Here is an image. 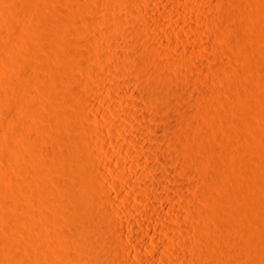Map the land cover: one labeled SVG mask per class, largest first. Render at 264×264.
<instances>
[{
    "label": "rangeland",
    "instance_id": "1",
    "mask_svg": "<svg viewBox=\"0 0 264 264\" xmlns=\"http://www.w3.org/2000/svg\"><path fill=\"white\" fill-rule=\"evenodd\" d=\"M27 1L28 0H0V46L3 43L0 47V103L3 101V103L0 104V264H70L72 262L70 259L71 257H80L79 260L83 262L86 254L83 251L84 249L82 250V243L86 244L88 241H91V243L93 242L92 245L94 244V252L96 251V255L107 257L109 254L105 251L108 249L106 247L101 248L98 243L103 240L101 237L105 238L106 236L99 230H94L93 232L88 231L90 234L86 233L87 231L82 228L81 221L76 218L75 212L78 211V209H84L85 206L83 205L89 204V202H85L81 196L78 199L73 193L74 190L82 187L80 177H78V175H76V178L74 177V166L76 167L79 163L87 172L90 168L95 169L94 171L97 170L96 172L102 170L106 175V179L102 177V180L104 178L102 185H105L104 187L113 194L114 198L119 197L120 191H122L125 196H129L130 190L128 185L125 184L126 182L122 183V181L121 185L119 184L120 175L128 174L129 169L127 165H124L121 161H115L114 158L109 159L111 157L108 155L107 151L109 150L116 155L118 149H123V155L130 161L133 160L132 154H138L143 157L145 162L151 164V167L155 164V172L159 174V178H157V175V179H155L150 173L146 172L147 178H153V181L154 179H159L160 182H165V184L170 186L175 185L173 182H170V179L162 172L170 170L175 177L180 179V169H178V167H184L185 169L188 168V171H186L187 173H181H186L184 176L182 175L183 179L187 177L188 180L185 179V182L190 183L192 181L191 183L193 184V186H189L191 185L189 184L188 187H186L187 189L185 191L187 192L185 195H188V197L194 196V198H188L186 196L190 201L186 197H178L176 199L177 201L175 200L178 204L183 203L185 207L188 206L192 208V211H189L191 210L189 208H186L187 211L182 210L184 213L181 211L182 213L179 218L185 229L183 227L181 232L178 229L164 226L162 222L159 223L160 227L158 228L160 231L158 230V233H160V236L169 244V250L167 249L166 251L163 250V248L161 249V247L159 248V246L157 247L150 238V235L146 236L147 240L144 238L145 240L139 239V241L133 242L131 236L145 234L148 231L147 229H139L134 223H129L128 226L125 225L126 227L124 229L128 233L124 234L123 238H125L126 241L123 242L130 245L135 252L142 249L147 253L145 248H143L146 243L156 249L161 255L168 254L166 252H172L179 258L183 256L184 253H187V259L184 261L185 264H264V0H213L211 3L209 2L210 0H206L207 2L205 0H191L190 3H192L193 5H191L195 8L190 14L194 20L191 25L192 27L184 22L173 19V17L168 14L167 19L173 22L174 25L173 23H171L172 25L170 23L167 24L168 22L166 20V22L162 21V31L160 30L161 33H159L160 36L156 33L159 32V30H154V28L152 29L151 26L143 22L146 18H149V15H147L144 8H142L144 7L143 2H145V0H29L30 2L28 1V3ZM31 1L35 2L32 3L34 8L31 7L32 5L30 6ZM132 1L137 2L132 3ZM138 1L141 2L138 3ZM137 3L141 6L139 7ZM204 3H208L209 5H205ZM224 3L229 5L231 9L229 7L227 8L226 4V6H224ZM177 6L179 8L181 7L180 4H177ZM26 8L27 11L30 9L31 12H27L25 10ZM22 9H24L23 12H21ZM19 10L20 13L18 12ZM222 10L226 12L223 14ZM229 10H231V12ZM22 13L24 14L22 15ZM217 13L222 14V17L219 16L221 14H218L219 19L222 18V23L224 18H227L226 21L229 22H227V24L215 22L216 20L221 21L217 19ZM225 14L228 16L231 14L234 17L230 16L229 18ZM223 15L225 16L223 17ZM213 20L216 25L213 23ZM115 22L116 24L114 25ZM164 24H167V26ZM213 24L215 27H218V30L217 27L214 28ZM225 24L228 26V29ZM229 24L231 26H229ZM222 25L225 26V28L222 27ZM168 27H172L173 30L177 28L176 30L182 32L184 37L178 35V33L174 36L171 34L172 30ZM122 28L124 30L126 28V32L121 30ZM133 31L135 32L134 35ZM110 33L113 35L116 34L114 37L120 38L119 40L116 39L118 41H115V44H113L114 41L110 37ZM167 34H169L168 38ZM161 35H163L164 41L159 39ZM139 37L142 39V42ZM92 39L94 42L91 43ZM95 39L97 41H95ZM145 39H149L150 43L147 42L149 45L145 43ZM110 40L113 42L110 43ZM132 40L135 41V43ZM159 40L162 46L159 45ZM204 40L207 42H204ZM129 42L133 43L132 45L136 51L135 56L129 54V50L131 49V44ZM167 42H170L171 48H168L169 44ZM223 42L226 44H223ZM141 43H143V45ZM165 43L166 46H164ZM215 43L217 45H215ZM109 44H113L114 46ZM206 44H208L207 48L209 47L210 50L206 48ZM220 44H222L223 49ZM35 45L45 47L46 50H44V55L45 53L47 54L46 59L45 56L42 58L39 56L38 58L36 55H33L31 48ZM150 45L152 48L148 47ZM213 45L218 46V49ZM92 46L95 47V49ZM172 46H174V48ZM176 46L179 48L187 47L191 49L189 51L192 52L193 56L187 58V60H191L187 61V63H185L186 59L182 61L181 58H183V56L179 53L180 51H177ZM224 46H226V49ZM110 48L113 49L110 50ZM151 49H156L159 54L154 53L156 51H152ZM149 50L152 51V53ZM114 51H116V56L114 55ZM120 51L124 52H122V56V53H119ZM116 53H118L119 56ZM109 54L111 56H109ZM144 55L146 56L144 57ZM155 55H157V58ZM118 57H120V61L126 58L127 60L121 61L122 64H120L121 62ZM142 57L148 60L157 59V61H159L158 63H161V70H159V72H161L160 74L162 75L159 74L160 76H158V73L152 74L150 69V67L152 68V64L150 62H139L143 60ZM171 59L174 60L172 64H170L172 61ZM115 61L117 64H115ZM124 61L126 62L124 63ZM183 62L185 64H183ZM190 62H196L197 65L196 63H191L190 65ZM164 63H169V68L168 65L166 66ZM186 64H189V67ZM199 64L200 66H198ZM38 65L42 66L40 67ZM95 65L96 68L98 65L97 71L93 70H96ZM185 65L189 69L194 67L193 69L195 72L192 68L193 71L189 70ZM126 66L132 69H127ZM176 66L178 70L180 69L179 71L186 70L185 73L181 71V74H179L180 72L177 70ZM201 66H203V68ZM136 67H138V69H135ZM39 68L41 70L40 72L43 73L40 75L45 76L46 74L44 78L43 76L42 78H39L40 76L38 77V73H40L38 71ZM142 69L146 73H144ZM202 69L204 71H202ZM176 70L179 72L178 74ZM163 72H167L165 73L167 75H171L172 73L174 77L172 75L171 77L167 75V77H164L165 74H163ZM146 75L149 78H147ZM187 75H190V77L193 75L195 80L194 78L192 79V76L190 80L188 79L189 83L186 82ZM162 76L164 79H162ZM183 77L186 80H184ZM165 78L171 79L166 80ZM126 79L131 80L132 84L127 85L123 83ZM149 79L157 80L155 81L157 83L160 82V79L165 80V84L168 86L162 85V87L164 86L166 91L172 90V86H176L173 89L174 91L176 88L180 87H177V84L174 83L176 79L177 81L180 80L183 82H178L181 86H184L185 82V86L193 83L189 85V88L192 87L190 88L192 93H190L192 96H195V100L193 97L191 99L194 102L189 101L190 99L186 101L183 99V103H181L182 100L177 102L178 99L176 101L175 98L172 97L176 96L173 90V92H167L169 99H153L158 101L164 99V101H143L141 97L137 100L139 88L145 89ZM172 79H175V81ZM191 79L194 82H192ZM165 81L161 82L164 84ZM199 81L201 82L199 83ZM207 81H209V83ZM206 82L208 88L206 87ZM118 83H121L118 87L122 93L125 92L124 94L116 91L115 84ZM160 83L157 85L162 84ZM198 83L202 85V87H200ZM170 84L174 85L170 86ZM14 85H16V87ZM46 88L49 89H47L48 93L45 90ZM199 88L205 90L202 91L200 89V91ZM51 93H53V95ZM190 93L188 94L189 98L191 97ZM205 93H207L208 96L205 95ZM49 94L51 96H49ZM169 94L172 95L170 96ZM202 94L205 95V97H202ZM170 97H172V100L174 98L175 102L173 101V104H176V107L179 108L181 104L182 106L184 104V107L180 108H182V110L186 109L183 111L190 114L187 113L188 118L186 114L183 119V121L187 119L183 122V124L186 123V127L181 124V121L179 124V117L177 114H173L175 118L171 117L173 115L170 116L172 120L170 118L169 120L173 122H175L173 119H177L176 124H178L177 126L179 128L177 127L175 130H171L172 128H170L175 134L172 132L173 134L171 135L168 127L165 126V129L163 128L161 132L163 134L160 133L159 136H157L152 129H148L146 135H139L140 132L138 127L118 120L120 117L124 116L128 119H136L135 114L130 110H135V108L138 109L140 113L146 114L149 112L150 114V106H155L154 102H157V105L162 104L166 109H163V113L160 114L162 120H160L159 115V120H156L155 123L160 126H162L163 123L166 125L167 122L163 118L166 116V111L169 113L168 108L171 107V102L168 103L169 106L167 105V101H170ZM200 97H202L203 100ZM139 100L141 102L143 101V103H141L143 108V104L149 102L145 104L146 106L149 104V107H146L147 110L138 107L140 103H138ZM151 101L153 104H150ZM187 101L190 104L192 103L191 106H189V103H184ZM201 101H204L203 103H206L205 105L210 106L204 107ZM119 104L122 105L120 106ZM124 108L126 110L128 109V111L125 110L124 112ZM148 108H150L149 111ZM66 109L68 110L67 113L71 114L74 112V114L67 116V113H64ZM70 110L71 113L69 112ZM61 113L66 115H61ZM164 113L165 116H163ZM191 115L192 117H189ZM72 117L73 119L75 117V121ZM69 118L72 120H69ZM182 118H180V120H182ZM188 122H191L190 124H192V122L195 123L190 125ZM146 123V121L140 120L139 122L138 120L137 125L142 127L146 126ZM180 125H182V127ZM121 126L126 128L125 132L119 130ZM181 129L184 130L183 132L187 131V134L190 132L194 133H190L188 136L185 133L187 137H184V139L187 138L186 141L183 140V138L178 139L176 133ZM107 130H111L110 132L113 133L110 134ZM102 131H104V133H102ZM63 133L66 134L63 135ZM67 135L70 137H67ZM63 136L65 138H63ZM137 136L141 137L142 142L148 144L153 149H143L141 143L136 141ZM72 137L78 138L74 140ZM79 137H81V140L82 138L85 139L83 140L86 147L81 146L83 143H80L82 141H79ZM175 137L177 142L180 141L181 143L184 141L183 144L181 143L182 148L180 151L177 148L181 145H179V142L177 147H171V145L173 146L174 144L172 139L175 141ZM66 138H68V140ZM105 139H109V142H106ZM22 140L24 142H22ZM192 140L194 141L192 142ZM96 144L98 147L96 146L95 148ZM186 145H188V147H186ZM215 145V149L212 148V146L214 147ZM217 146L220 148L216 149ZM82 147L87 148V150L84 148L81 150ZM209 147L210 149L212 148L211 150L213 151L210 150V155L208 154L206 158H203L202 155L204 150ZM175 148H177L178 153ZM183 148L185 149L183 150ZM164 149L165 151L166 149H172L173 152L175 149V155L173 153V155L169 157L174 158V156L179 155L180 157H175L178 158V161L176 159H170V162L166 158L168 157L166 154V157H164ZM187 149L191 150L188 151ZM67 150L70 151L68 152ZM80 150H85L88 162H80L79 159L76 158L77 153H75V151L78 152ZM158 152L163 154L162 159H167L168 163L165 160H161L163 162L162 164V162L155 157V153ZM58 158L60 160H58ZM201 159L204 160V162H202L203 164L201 163ZM199 160L200 162H198ZM175 161H177V163L180 162L181 166L179 163L178 166H176L177 163ZM105 162L110 164L112 169L114 168L117 170V173L113 172V170H109ZM173 163H176L175 166L177 169L174 167ZM196 163L202 168L200 171L196 169L198 168L196 167ZM92 166L97 167V169ZM192 166L197 171L194 169V171H192ZM139 167L142 166L140 165ZM157 167L159 168L157 169ZM183 169L181 171H183ZM173 170L176 171L173 172ZM166 171L164 173H167ZM198 171L202 175H200ZM188 172L191 173L189 174ZM187 174H189V176H187ZM191 174L192 176H190ZM203 174H205V176ZM69 175L71 176L70 178ZM196 175L200 176L201 179ZM67 178H69L68 183H66L67 181L64 183V180H67ZM73 178H75V180H73ZM203 178L206 180H203ZM59 179L61 182H59ZM70 179L72 180L71 183ZM129 180L133 183L140 184V181L133 173L129 176ZM208 180H210V182H208ZM205 181L207 182L206 184ZM68 184L70 186H67ZM71 184H74V186ZM94 188L97 192L96 203L102 208H113L110 207L112 204L102 199V190L99 182L95 183ZM69 193H73V195L69 197V195H71ZM131 199L133 200L132 202L139 204L137 198L131 197ZM151 199L155 201V198L153 200L151 197ZM167 200L170 201L169 199ZM121 202L122 201H120V203ZM187 202L188 204H185ZM64 210L72 213H70L71 219L69 218V212H66V215ZM195 210L197 211L195 212ZM204 212L206 213L203 214ZM154 213L157 214L156 217L160 216L158 212L154 211ZM196 213L198 214L196 215ZM117 215H115L116 219ZM197 216L201 217L199 218ZM159 218L161 219V216ZM143 220L146 221V219ZM78 222H80V224H78ZM223 222L226 226L225 224L223 226ZM229 223L231 225H229ZM233 224L235 226H233ZM111 226H114V224H111ZM231 226L234 228H231ZM115 227L109 226L110 229L114 228L113 230L115 231L122 226L118 225L117 229H115ZM95 231L96 233L99 231L98 235H93ZM181 235L184 237H180ZM228 235H230L231 238ZM188 236L190 238H188ZM232 238H234L235 241ZM225 243H227L228 246ZM118 244V246L116 244L112 246L114 250L112 249L109 255L110 264H126L123 258L125 255L124 251L118 249L119 247L121 248V244ZM222 244L227 247L225 246L222 248ZM218 246L221 247L219 248ZM186 247L188 248L186 249ZM183 248L185 249L183 250ZM182 250L184 252H182ZM117 253H119L118 256ZM119 256L121 260H119ZM196 259L198 260L196 261Z\"/></svg>",
    "mask_w": 264,
    "mask_h": 264
},
{
    "label": "bare ground",
    "instance_id": "2",
    "mask_svg": "<svg viewBox=\"0 0 264 264\" xmlns=\"http://www.w3.org/2000/svg\"><path fill=\"white\" fill-rule=\"evenodd\" d=\"M2 1H4V0H2ZM8 1V0H7ZM29 1V0H28ZM28 1H27V3H28ZM126 1V0H125ZM190 1L191 0H145V2H143L144 3V7H142V8H144V10L146 11L145 13H147V15H149L148 17L149 18H146L143 22L144 23H146V24H148L149 26H151L152 27V29L154 28V30H159V32H156V33H161L160 32V30H161V28H162V21L164 22L165 20L168 22L167 24H171V23H173V22H170L167 18H168V14L170 15V16H172L173 17V19H176L177 21H180V22H184V23H186V24H188L189 26H191L192 24H193V17L190 15L191 14V12L195 9L192 5V3H190ZM204 1V0H203ZM206 1V0H205ZM209 1V0H208ZM211 1L213 2V0H210L209 2L211 3ZM30 2V1H29ZM34 1H31V3H30V6L31 7H33V3ZM134 1H132V3H133ZM135 2H137V1H135ZM134 2V3H135ZM139 2H141V1H138V3ZM207 2V1H206ZM226 2V1H225ZM11 3V2H10ZM35 3V2H34ZM120 3V2H119ZM128 3V2H127ZM131 3V6L133 5ZM137 3V5L139 6V4ZM226 3H228V2H226ZM226 3H224L223 5L224 6H226L227 4ZM26 4V3H25ZM36 4H37V2H36ZM35 4V5H36ZM126 4V3H125ZM177 4H180V8L177 6ZM192 4V5H191ZM205 4V3H204ZM206 4H208V3H206ZM205 4V5H206ZM226 4V5H225ZM231 4V3H230ZM11 5V4H10ZM27 5V4H26ZM209 5V4H208ZM13 6V5H12ZM29 6V7H30ZM136 6V5H135ZM141 6V5H140ZM139 6V7H140ZM231 6H232V4H231ZM15 7V6H14ZM133 7V6H132ZM229 7V5H227V8ZM16 8V7H15ZM34 8V7H33ZM230 8V7H229ZM235 8V7H234ZM21 9V8H20ZM32 9V8H31ZM222 9H224V8H222ZM231 9V8H230ZM17 10V9H16ZM23 10L24 9H22V11L21 12H23ZM26 11H27V8L25 9ZM34 10V9H33ZM228 10V9H227ZM234 10V9H233ZM223 12V14H224V12H226V11H224V10H222ZM230 12H231V10H229ZM236 11V10H235ZM19 13H20V10L18 11ZM17 12V13H18ZM27 12H31L30 11V9H29V11H27ZM220 12V11H219ZM26 13V12H25ZM128 13V12H127ZM126 13V14H127ZM134 13H135V11H134ZM234 13H236V12H234ZM239 13V12H238ZM24 13H22V15H23ZM27 14V13H26ZM130 14V13H129ZM133 14V13H132ZM218 14H221V13H217V15H216V17H218ZM240 14V13H239ZM19 15V14H18ZM17 15V16H18ZM134 15V14H133ZM136 15V14H135ZM226 15V14H225ZM225 15H223V17L225 16ZM109 16V15H108ZM107 16V17H108ZM129 16H131V15H129ZM138 16V15H137ZM219 16H221L222 17V14L221 15H219ZM227 17H229L230 18V16H232V17H234L233 15H231L230 14V16H228V15H226ZM236 16V15H235ZM238 16V15H237ZM132 17V16H131ZM139 17L141 18V16L139 15ZM106 18V17H105ZM109 18H111V17H109ZM143 18V17H142ZM24 19V18H23ZM104 19V18H103ZM107 19V18H106ZM129 19H131V18H129ZM217 19H219V17L217 18ZM226 19L227 18H224V20H223V23H226L227 24V22H229V21H226ZM232 19H234V18H232ZM22 20V19H21ZM105 20V19H104ZM133 20H134V18H133ZM175 20V21H176ZM219 20H221V21H215V22H220L221 24H223L222 23V18L221 19H219ZM229 20V19H228ZM235 20V19H234ZM23 21V20H22ZM135 21V20H134ZM140 21H142V20H140ZM165 21V22H166ZM226 21V22H225ZM105 22V21H104ZM109 23H110V21H109ZM132 23V22H131ZM195 23V22H194ZM213 23H214V20H213ZM107 24H108V22H107ZM116 24V22L114 23V25ZM167 24H164V25H166L167 26ZM183 24V23H182ZM215 24V23H214ZM213 24V25H214ZM225 24V25H226ZM111 25H113V24H111ZM131 25H133V24H131ZM147 25V26H148ZM172 25V24H171ZM173 25H174V23H173ZM216 25V24H215ZM215 25H214V28H216L215 27ZM235 25V24H234ZM109 26H110V24H109ZM118 26V25H117ZM123 26V25H122ZM129 26V25H128ZM229 26H231L230 24H229ZM236 26V25H235ZM121 27V26H120ZM120 27H118V28H120ZM124 27V26H123ZM131 27V26H130ZM129 27V28H130ZM133 27V26H132ZM164 27V26H163ZM175 27V26H174ZM192 27V26H191ZM222 27H224L225 28V26H223L222 25ZM228 26L226 25V28H227ZM233 27V26H232ZM168 28H170V27H168ZM188 28H190V27H188ZM219 28H220V26H219ZM230 28V27H229ZM237 28V27H236ZM127 29H128V27H127ZM133 29V28H132ZM164 29H166V28H164ZM164 29H163V31H164ZM171 30H172V33L171 34H173L174 36L175 35H177L176 33H178V35H181V36H183L182 35V32H180V31H178V30H173L172 29V27L170 28ZM169 29V30H170ZM228 29V28H227ZM109 30H111V29H109ZM121 30H124L123 28L121 29ZM135 30V29H134ZM150 30H151V28H150ZM168 30V31H169ZM170 30V31H171ZM214 30V29H213ZM217 30H218V27H217ZM111 31H113V30H111ZM131 31V30H130ZM153 31V30H152ZM162 31V30H161ZM169 31V32H170ZM175 31V32H174ZM215 31V30H214ZM109 32V31H108ZM124 32H126V28H125V30H124ZM134 32V31H133ZM174 32V33H173ZM94 33V32H93ZM105 33H107V32H105ZM105 33H103V34H105ZM131 33H132V31H131ZM155 33V34H156ZM214 33V32H213ZM218 33H219V31H218ZM108 34V33H107ZM118 34V33H117ZM122 34V33H121ZM135 34V32L133 33V35ZM163 34H164V32H163ZM170 34V33H169ZM169 34H167V38H168V35ZM185 34V33H184ZM94 35H95V33H94ZM102 35V34H101ZM110 35V37L112 38V40L114 41H111L110 40V43L111 42H113V44H115V41L117 42L119 39L118 38H116V36L114 37V35H116V34H109ZM111 35H113V36H111ZM126 35V34H125ZM147 35V34H146ZM214 35V34H213ZM106 36H108V35H106ZM128 36V35H127ZM137 36H138V33H137ZM140 36H141V34H140ZM145 36V35H144ZM157 36V35H156ZM155 36V37H156ZM159 36H160V34H159ZM158 36V37H159ZM180 36V37H181ZM4 37V36H3ZM2 37V38H3ZM119 37V36H118ZM148 37V36H147ZM151 37V36H150ZM172 37V36H171ZM179 37V38H180ZM184 37V36H183ZM93 38V37H92ZM96 38V37H95ZM104 38H105V36H104ZM109 38V37H108ZM111 38H109V39H111ZM140 38V37H139ZM142 38H143V36H142ZM145 38V37H144ZM149 38V37H148ZM166 38V39H167ZM178 38V37H177ZM194 38V37H193ZM218 38V37H217ZM91 39V38H90ZM94 39V38H93ZM93 39L91 40V43L92 42H94L93 41ZM107 39V38H106ZM116 39H118V40H116ZM133 39V38H132ZM141 39V38H140ZM150 39V38H149ZM149 39H145V43L146 44H148L149 45ZM161 41H164V38H163V35H161V37L159 38ZM197 39V38H196ZM201 39H203V38H201ZM218 39H220V38H218ZM245 39V38H244ZM3 40V39H2ZM10 40H12V39H10ZM137 40V39H136ZM160 40H159V45L161 44V42H160ZM183 40V39H182ZM186 40V39H185ZM189 40V39H188ZM187 40V41H188ZM195 40V39H194ZM198 40V39H197ZM90 41V40H89ZM95 41H97L96 39H95ZM127 41V40H126ZM133 41V40H132ZM200 41V40H199ZM221 41H222V39H221ZM3 42V41H2ZM14 42V41H13ZM107 42H108V40H107ZM134 43H135V41H133ZM141 42H142V39H141ZM147 42H149V43H147ZM189 42V41H188ZM201 42V41H200ZM204 42H207L206 40H204ZM212 42V41H211ZM214 42V41H213ZM217 42V41H216ZM218 42H219V40H218ZM231 42V41H230ZM11 43V42H10ZM119 43V42H118ZM130 43V42H129ZM144 43V44H145ZM168 43V42H167ZM170 43V42H169ZM168 43V44H169ZM187 43V42H186ZM203 43V42H202ZM222 43V42H221ZM1 44V43H0ZM94 44V43H93ZM96 44V43H95ZM113 44H109V45H113ZM127 44V43H126ZM125 44V45H126ZM131 44V49L129 50V48H128V50L130 51V55L131 56H135V54H136V51H135V48L133 47V43L131 42L130 43ZM129 44V45H130ZM142 45H143V43H141ZM167 44V45H168ZM223 44H226L225 42H223ZM2 45H3V43H2ZM1 45V46H2ZM12 45V44H11ZM10 45V46H11ZM92 45V44H91ZM151 45H153V44H151ZM148 46V47H150V48H152V46ZM204 45V44H203ZM207 45L208 44H206L205 46H206V48H207ZM215 45H217L216 43H215ZM215 45H213V46H215ZM0 46V47H1ZM95 46V45H94ZM114 46V45H113ZM120 46V45H119ZM128 46V45H127ZM135 46V45H134ZM144 46H147V45H144ZM144 46H142V47H144ZM160 46H162V45H160ZM164 46H166V43H165V45ZM220 46L222 47V44H220ZM93 47V46H92ZM99 47V46H98ZM109 47V46H108ZM116 47H118V46H116ZM121 47V46H120ZM122 47H123V45H122ZM128 47H130V46H128ZM136 47V46H135ZM147 47V48H148ZM155 47L157 48V46L155 45ZM159 47V46H158ZM173 48H174V46H172ZM177 47V46H176ZM175 47V48H176ZM217 49H218V46H215ZM226 46H224V48H225ZM94 49H95V47H93ZM114 48V47H113ZM113 48H110V50L111 49H113ZM138 48V47H137ZM167 48V47H166ZM168 48H171V46H170V44L168 45ZM172 48V49H173ZM183 48V47H182ZM179 48V47H177V51H180L179 53H181V55L183 56V58H181L182 59V61L184 60L185 61V59H186V62L185 63H187V61H190L191 59H189V60H187V58L188 57H190V56H193L192 55V52L191 51H189V50H191V49H188L187 47L186 48ZM32 49V53H33V55L35 56H37L38 58H39V56L42 58V57H44L45 56V59H46V56H47V54L45 53V55H44V50H46L45 49V47H42V46H37V45H35L34 47H32L31 48ZM115 49V48H114ZM120 49H123V48H120ZM126 49H127V47H126ZM158 49V48H157ZM188 49V50H187ZM208 50H210L209 49V47L207 48ZM220 50H222L223 49V47H222V49L221 48H219ZM226 49V48H225ZM1 50V49H0ZM115 50H117V49H115ZM125 50V49H124ZM123 50V51H124ZM128 50H125V51H127V52H129ZM152 50V49H151ZM175 50V49H174ZM193 50V49H192ZM122 51V52H123ZM124 51V52H125ZM138 51V50H137ZM150 51V50H149ZM152 51H156V49L155 50H152ZM152 51H150L151 53H152ZM159 51H161V50H159ZM158 51V52H159ZM176 51V52H177ZM46 52V51H45ZM111 52V51H110ZM109 52V53H110ZM115 52L116 51H114V55H115ZM121 51L119 52V53H122ZM123 52V53H124ZM163 52V51H162ZM161 52V53H162ZM171 52V51H170ZM194 52V51H193ZM111 53H113V52H111ZM110 53V54H111ZM123 53L121 54V56L123 55ZM126 53V52H125ZM154 53H157V51L156 52H154ZM178 53V52H177ZM109 54V56H111ZM117 55H118V53H116ZM128 54V53H127ZM128 54V55H129ZM157 54H159V53H157ZM138 55V54H137ZM116 56V55H115ZM119 56V55H118ZM120 56V57H121ZM125 56V55H124ZM139 56V55H138ZM146 55H144V57H145ZM152 56V55H151ZM157 55H155V57H156ZM179 56H180V54H179ZM198 56V55H197ZM120 57H118V59L120 58ZM127 57V56H126ZM148 57H149V55H148ZM117 58V57H116ZM138 58V57H137ZM136 58V59H137ZM140 58V57H139ZM157 58V57H156ZM175 58V57H174ZM44 59V58H43ZM43 59H41V60H43ZM134 59V58H133ZM142 59L143 60H141V61H139V62H141V63H151L152 64V68L150 67V69H151V71H152V74H157L158 76H160V75H162V74H160L161 72H159V70H161V63H158L159 61H157V59L155 60L154 58V60H148L147 58L145 59V58H143L142 57ZM150 59H152V58H150ZM176 59V58H175ZM180 59V60H181ZM123 60H127V58L126 59H123ZM123 60H121L122 62H123ZM139 60V59H138ZM160 60V59H159ZM172 60V59H171ZM179 60V59H178ZM177 60V61H178ZM44 61V60H43ZM42 61V62H43ZM119 61H120V59H119ZM120 61V62H121ZM131 61V60H130ZM142 61H144V62H142ZM147 61V62H146ZM169 61V60H168ZM174 60H172L171 62H170V64H172V62H173ZM176 61V60H175ZM192 61H194V60H192ZM89 62V61H88ZM90 62H91V60H90ZM93 62V61H92ZM94 62H96V61H94ZM116 62V61H115ZM119 62V63H120ZM122 62L120 63V64H122ZM126 61H124V63H125ZM129 62V61H128ZM134 62V61H133ZM40 63V62H39ZM50 63V62H49ZM118 63V64H119ZM132 63V62H131ZM174 63V62H173ZM176 63V62H175ZM178 63V62H177ZM180 63V62H179ZM184 62H183V64H185ZM191 63L192 62H190V65H191ZM193 63H196V62H193ZM192 63V64H193ZM91 64V63H90ZM94 64V63H93ZM115 64H117V62L115 63ZM127 64H129V63H127ZM126 64V65H127ZM135 64V63H134ZM151 64H147V65H151ZM163 64V63H162ZM165 64V63H164ZM169 64V63H168ZM168 64H165L166 66L168 65ZM43 65V64H42ZM42 65H38V66H42ZM47 65V64H46ZM45 65V66H46ZM99 65V64H98ZM98 65H97V68H98ZM125 65V64H124ZM136 65H137V62H136ZM140 65V64H139ZM146 65V64H145ZM175 65V64H174ZM180 65H181V63H180ZM188 67H189V64H186ZM185 65V67H187ZM196 65H197V63H196ZM27 66H28V64H27ZM26 66V67H27ZM30 66H31V64H30ZM34 66V65H33ZM48 66V65H47ZM46 66V67H47ZM90 66H92V65H90ZM127 66H129V65H127ZM127 66H126V68H127ZM140 66H143V65H140ZM169 66L170 65H168V68H169ZM172 66V65H171ZM182 66V65H181ZM194 66V65H193ZM198 66H200V64L198 65ZM25 67V68H26ZM177 67V66H176ZM187 67V68H188ZM202 68H203V66H201ZM44 68V67H43ZM42 68V69H43ZM95 68H96V65H95ZM97 68H96V70L95 69H93L94 71H97ZM131 67H128L127 69H130ZM140 68V67H139ZM164 68V67H163ZM167 68V69H168ZM174 68H175V66H174ZM186 68V69H187ZM192 69L194 68V67H191ZM189 69V70H192V69ZM196 68H197V66H196ZM30 69V68H29ZM31 69H32V67H31ZM35 69H36V67H35ZM38 69V68H37ZM132 69V68H131ZM135 69H138V67H136ZM165 69V68H164ZM173 69V68H172ZM176 69V68H175ZM182 69V68H181ZM185 69V68H184ZM200 69V68H199ZM198 69V70H199ZM26 70H27V68H26ZM34 70V69H33ZM32 70V71H33ZM133 70H134V68H133ZM143 70V69H142ZM163 70V69H162ZM177 70H178V67H177ZM177 70H176V72H177ZM180 70V69H179ZM178 70V71H179ZM194 70V69H193ZM192 70V71H193ZM25 71V70H24ZM28 71V70H27ZM26 71V72H27ZM30 71V70H29ZM36 71V70H35ZM39 72L41 71L40 70V68H39V70H38ZM42 71H44V70H42ZM129 71V70H128ZM132 71V70H131ZM146 71V70H145ZM168 71H169V69H168ZM167 71V72H168ZM174 71V70H173ZM181 71H183L184 73H185V71L184 70H181ZM181 71H179V72H177V74L179 73V74H181ZM202 71H204L203 69H202ZM34 72V71H33ZM135 72V71H134ZM139 72V71H138ZM143 72H144V70H143ZM149 72V71H148ZM167 72H165V73H167ZM175 72V73H176ZM182 72V73H183ZM189 72V71H188ZM194 72H195V70H194ZM42 72H40V73H38V77L39 78H42V76L43 75H40ZM144 73H146V72H144ZM149 73H151V72H149ZM148 73V74H149ZM164 72H163V74H165ZM169 73V72H168ZM174 73V74H175ZM187 73V72H186ZM191 73V72H190ZM193 73V72H192ZM28 74V73H27ZM43 74V73H42ZM160 74V75H159ZM188 74V73H187ZM145 75V74H144ZM151 75V74H150ZM149 75V76H150ZM157 75H155L156 77H158ZM167 74H165L164 75V77H167V76H170L171 77V75H172V73H171V75H167ZM185 75V74H184ZM27 76H30V75H27ZM45 76H46V74H45ZM45 76H43V78L45 77ZM147 76V75H146ZM173 76V75H172ZM186 76V75H185ZM188 76V75H187ZM193 75H191V77H192ZM48 77V76H47ZM151 77V76H150ZM152 77H154V76H152ZM163 77V76H162ZM164 77L162 78V79H164ZM174 77V76H173ZM176 77H178V76H176ZM175 77V78H176ZM182 77V76H181ZM189 77V78H188ZM186 79H187V81L186 82H188L189 83V81H188V79L190 80V75L188 76ZM29 78V77H28ZM38 78V79H39ZM147 78H149L148 76H147ZM180 78V77H179ZM184 78V77H183ZM194 78V80H195V77L193 76L192 77V79ZM207 78V77H206ZM166 79V78H165ZM167 79H169V78H167ZM166 79V80H167ZM171 79V78H170ZM169 79V80H170ZM178 79V78H177ZM177 79H176V81H177ZM185 78H184V80H186ZM191 79V80H192ZM43 80V79H42ZM45 80V79H44ZM116 80V79H115ZM118 80V79H117ZM173 81H175V79H172ZM171 80V81H172ZM147 81V80H146ZM145 81V82H146ZM155 81H157V80H154V79H149L148 80V83H147V86H146V88L144 89H141V87L139 88L140 90H139V93H138V96H137V100L141 97V99H143V101H150V100H152V101H158V100H153V99H158V98H168L169 99V96H168V91H166L165 89H164V86L162 87V85H165V86H168V85H166L165 83H166V81L165 80H161L160 79V82L161 81H165L164 82V84L162 83H160L161 85H157V84H159V83H157V82H155ZM159 81V80H158ZM176 81L174 82L175 84H177V87L178 86H180L179 88H176L175 89V91L173 90L174 89V87H176V86H172V85H174V84H170V86H172L173 87V91H174V94L176 95V96H172V97H174L175 98V100L177 101V99H178V101L177 102H179V100L181 101L182 100V102L181 103H183V101L185 100H189V101H193L191 98H193L194 100H195V96L193 95L192 96V92L190 91V88H192V87H190L189 88V85L190 84H193V83H190L189 85H187V86H185V84H186V82H185V84H184V86H181V84L180 83H178L180 80H178L177 81V83H176ZM183 81V80H182ZM196 81H197V79H196ZM195 81V82H196ZM118 82H120V81H118ZM170 82V81H169ZM181 82V81H180ZM192 82H194L193 80H192ZM201 81H199V83H200ZM208 83H209V81H207ZM207 82H206V87H207ZM123 83H125V84H127V85H129V84H132V82H131V80H124L123 81ZM157 83V84H156ZM167 83H168V81H167ZM171 83V82H170ZM181 83H183V82H181ZM187 83V84H188ZM197 83V82H196ZM198 83V85H200ZM49 84V83H48ZM178 84H180V85H178ZM203 84V83H202ZM205 84V83H204ZM12 85V84H11ZM116 86H115V88H116V91H118L119 93H121V94H124V93H122L121 92V90L119 89V85H121V83H118V84H115ZM15 87H16V85H14ZM204 86V85H203ZM5 87V86H4ZM3 87V88H4ZM13 87V86H12ZM15 87H13V88H15ZM199 87V86H198ZM200 87H202V85H200ZM205 88V87H204ZM208 88V87H207ZM1 89V88H0ZM47 89L48 88H46L45 90H46V92H47ZM201 88H199V90H200ZM203 89V88H202ZM201 89V90H202ZM44 90V91H45ZM49 90V89H48ZM51 90V89H50ZM172 90H170L169 92H173ZM192 90V89H191ZM200 90V91H201ZM205 90V89H204ZM204 90H202V91H204ZM5 91V90H4ZM17 91H18V89H17ZM53 92V91H52ZM191 94L190 96V98H189V93ZM48 93V92H47ZM52 95H53V93H51ZM173 94V95H174ZM193 94H195V93H193ZM204 94V93H203ZM202 94V95H203ZM170 96L172 95V94H169ZM187 95H188V97H187ZM195 95H198V94H195ZM201 95V96H202ZM205 95H207V93H205ZM205 95H203L202 97H205ZM49 96H51L50 94H49ZM106 96H107V94H106ZM168 96V97H167ZM200 96V95H199ZM208 96V95H207ZM172 97H170L171 99H170V101L168 102L167 101V105H169L168 103H170L171 104V109L170 108H168L167 106V108L169 109L168 110V112L169 113H167V111L166 110H164V111H166V116H165V113H164V115L163 116H165L163 119L164 120H166V125H164V123H163V125L162 126H160V125H157V123H155L156 122V120H159L158 119V117H159V115L161 114V113H163L162 111H163V109H166V108H164L163 106H162V104H160V105H157L158 103L157 102H154V104H155V106L153 105V107L152 106H150V108H148V111H149V109L151 110L150 112V114H149V112H147L146 114H144V113H140V111L138 110V109H136L135 108V110H133V109H130L131 111H133L132 113H134L135 114V116H136V119H128L126 116H124V117H120L118 120L120 121V122H124V123H129L130 125H133V126H135V127H138V129H139V132H140V134L139 135H146L147 134V130L148 129H152V130H154L155 131V133H156V135L157 136H159L160 135V133L162 132V130H163V128L165 129V126L166 127H168V129H169V132H171V135L174 133L173 131H171V130H175L178 126V124H176V121H177V119L175 120V119H173L175 122H173V121H171L172 120V118H170V116L171 115H173L174 113H175V115L177 114L178 115V117H179V124H180V121H181V124H183V122L184 121H186V120H184L183 121V119H184V117H185V115L188 113V112H185V111H183V110H186V109H183L182 110V108L184 107V104H183V106H182V104H181V106L180 107H182V108H178V107H176V104L174 105L173 104V101H174V98H173V100H172ZM202 97H200L201 99H202ZM185 98H187V99H185ZM200 98H199V100H200ZM89 99V98H88ZM164 99H162L163 101H164ZM184 99V100H183ZM1 100V99H0ZM161 99L159 100V101H162ZM167 100V99H166ZM172 100V101H171ZM203 100V99H202ZM208 100V99H207ZM212 100V99H211ZM217 100V99H216ZM143 101L141 102L140 100L138 101V107H142L141 106V103H143ZM150 102V104H153V102ZM158 101V102H159ZM166 102V101H165ZM175 102V101H174ZM194 102V101H193ZM204 102V101H203ZM202 101H201V103H203ZM205 102H206V99H205ZM209 102L211 103V101L209 100ZM2 103H3V101H2ZM2 103H0V104H2ZM146 103H149V102H145V104ZM157 103V104H156ZM184 103H189L188 101L187 102H184ZM200 103V104H201ZM207 103H208V101H207ZM88 104H89V102H88ZM87 104V105H88ZM91 104H93V103H91ZM145 104H143V106H144V110H147L146 109V107H149V104H147L148 106H146ZM190 104V103H189ZM192 104V103H191ZM191 104L189 105V106H191ZM194 104V103H193ZM204 104V105H203ZM202 105L205 107H209L210 105H205L206 103H203ZM4 105V104H3ZM84 105V104H83ZM120 106L122 105V104H119ZM201 105V106H202ZM93 106V105H92ZM95 106V105H94ZM170 106V105H169ZM177 106H178V104H177ZM186 106H187V104H186ZM188 106V107H189ZM4 107H5V105H4ZM123 107V106H122ZM203 108V107H202ZM64 109H65V107H64ZM124 110V112H125V108L123 109ZM205 110V109H204ZM67 109H66V111L64 112V113H67ZM126 111H128V109L126 110ZM141 111H142V109H141ZM206 111V110H205ZM63 112V111H62ZM70 113H71V110L69 111ZM143 112H145V111H143ZM64 113H61V115L62 114H64ZM72 115L74 114V112H72L71 113ZM71 114H69V113H67V116H69V115H71ZM105 114H106V112H105ZM148 114V115H147ZM189 114V113H188ZM188 114H187V118H188ZM192 114V113H191ZM64 115H66V114H64ZM75 115H76V113H75ZM175 115H173V116H171V117H174L175 118ZM190 115V114H189ZM193 115V114H192ZM192 115L191 116H189V117H192ZM19 116V115H18ZM17 116V117H18ZM198 117H200L199 115H197ZM205 116V115H204ZM21 117V116H20ZM23 117V116H22ZM119 117V116H118ZM177 117V116H176ZM177 117V118H178ZM183 117V118H182ZM198 117H196V118H198ZM63 118H64V116H63ZM67 118V117H66ZM65 118V119H66ZM77 118V117H76ZM169 118L171 119V120H169ZM180 118H182V120H180ZM194 118V117H193ZM17 119V118H16ZM21 119V118H20ZM72 119H73V117H72ZM72 119H70L69 118V120H72ZM74 119H75V117H74ZM73 119V120H74ZM78 119V118H77ZM117 119V118H116ZM200 119V118H199ZM19 120V119H18ZM82 120V119H81ZM138 120H139V122H140V120H143V121H146L147 123H146V126H142V127H139V125H137V122H138ZM160 120H162V117H161V115H160ZM75 121V120H74ZM195 121V120H194ZM73 122V121H72ZM98 122V121H97ZM158 122V121H157ZM163 122V121H162ZM189 124L191 123V122H188ZM193 123H195V122H192V124H190V125H193ZM186 124V123H185ZM185 124H183L184 126H185ZM189 124H188V126H189ZM201 124V123H200ZM196 125V124H195ZM194 125V126H195ZM181 127H182V125H180ZM183 126V127H184ZM187 126V127H188ZM90 127V126H89ZM186 127V126H185ZM184 127V128H185ZM170 128H172L171 130H170ZM179 128V127H178ZM193 128V127H192ZM125 127L124 126H121L120 128H119V130L120 131H124L125 132ZM167 129V128H166ZM90 130V129H89ZM88 130V131H89ZM178 130V129H177ZM182 130V129H181ZM177 131V135H176V137H178V139L179 138H183V140H185L186 141V139H184V137H187L188 136V134H190V133H188L187 134V131L186 132H183L184 130H182V131ZM187 130V129H186ZM188 130H189V128H188ZM107 131H109V130H107ZM111 131V130H110ZM109 131V132H110ZM64 132V131H63ZM66 132V131H65ZM96 132V131H95ZM169 132H167V133H169ZM173 132V133H172ZM189 132V131H188ZM102 133H104V131H102ZM111 133H113V132H110V134ZM187 134V136H186V134ZM194 133V132H193ZM193 133H191V134H193ZM66 133H63V135H65ZM99 134H100V136H101V133L99 132ZM161 134H163V133H161ZM170 134V133H169ZM175 134V133H174ZM165 135V134H164ZM170 135V136H171ZM59 136V135H58ZM61 136H62V133H61ZM191 136H193V135H191ZM195 136V135H194ZM67 137H70V136H68L67 135ZM176 137H175V141H174V139H172V141L174 142V144H173V142H172V144H173V146L171 145V147H174V146H176L177 147V145H178V142H179V145L182 143L183 144V142L184 141H182L181 143H180V141H178L177 142V139H176ZM63 138H65L64 136H63ZM74 140H77V138L78 137H72ZM81 137H79V139H80ZM102 138H103V134H102ZM189 138V137H188ZM22 139V138H21ZM67 140H68V138H66ZM66 139H64V140H66ZM70 139V138H69ZM84 138H82V140L80 139L79 141H82V142H80L82 145L81 146H85V143H84V140H83ZM167 139V138H166ZM189 139H192V138H189ZM25 140V139H24ZM106 140V139H105ZM109 140V139H108ZM108 140H106V142H109ZM195 140V139H194ZM194 140H192V142L194 141ZM72 141V140H71ZM111 141V140H110ZM136 141L138 142V143H141V145H142V148L143 149H145V150H152L153 148L152 147H150L148 144H146V143H144V142H142V138L141 137H139V136H137V138H136ZM169 141V140H168ZM188 141V140H187ZM191 141V140H190ZM198 141V140H197ZM22 142H24L23 140H22ZM170 142H171V139H170ZM111 143H112V141H111ZM182 144L180 145V147L178 146L177 148H178V150L180 151V149L182 148L181 146H182ZM191 144V143H190ZM189 144V145H190ZM209 144V143H208ZM91 145H92V143H91ZM96 146H97V144L95 145V148H96ZM168 146V145H167ZM194 146V145H193ZM208 146V145H207ZM86 147V146H85ZM85 147H82L81 148V150L84 148V149H86L87 150V148H85ZM91 147H93V146H91ZM98 147V146H97ZM170 147V146H169ZM186 147H188V145H186ZM211 147V146H210ZM210 147L209 148H206L205 150H204V153H203V158H206L207 157V155L211 152V151H213V150H211L212 148H214L215 149V147H216V145L213 147L212 146V148L210 149ZM177 148H175L176 149V151H177ZM190 148H192V147H190ZM220 147H218L217 146V148L216 149H219ZM168 149V148H167ZM166 149V151H165V149H164V151H165V153H164V157H166V155H168V157H166L170 162H171V160L172 159H178V158H175V157H177V156H179V155H177V156H174V158H171V157H169V156H171V155H173V153H174V155H175V149H174V152L172 151V149L170 150H167ZM185 148H183V150H184ZM189 149V148H188ZM187 149V150H188ZM79 150V149H78ZM78 151V152H76L75 151V153H77V156H76V158H78L79 159V161L80 162H84V163H86V162H88V158H87V156H86V153H85V150L84 151ZM187 150H185V151H187ZM191 150V149H190ZM190 150H188V151H190ZM196 150V149H195ZM194 150V151H195ZM211 150V151H210ZM68 151V150H67ZM70 151V150H69ZM68 151V152H69ZM108 151V155L111 157V158H109V159H115V161H121L124 165H127V167H128V169H129V173L128 174H122V175H120V180H119V184L121 185V182L122 183H124V182H126L125 184H127L128 185V187H129V196H125V194L122 192V191H120V193H119V197H116V198H114L113 197V194H111V192L109 191V190H107L106 189V187H104L105 185H102L103 184V180H104V178H103V180H102V177H105V179H106V175H105V173L101 170V171H99V172H96V171H94L95 169H92V168H90V170L87 172V171H85L84 169H83V167H81L80 166V164L78 163H76L77 165H76V167L74 166V168H75V175H74V177L76 178V175H78V177H80V179H81V181H82V187L79 189H76V190H71V191H73V193H74V195L76 196V197H78V199H79V197L81 196V198H83V200L85 201V202H89V204H86V205H83V206H85L84 207V209H82V210H79L78 209V211H76L75 213V215H76V218L79 220V221H81V225H82V228H84V230L85 231H87L86 233H89L90 231H94V230H99V231H101V233L104 235V236H106L105 238H103V237H101L103 240L101 241V242H98L99 243V246L101 247V248H107V249H105V250H107V251H105V252H107L109 255H110V252H111V250L113 249L114 250V248H112V246H115V245H113V244H118V243H120L121 244V248L123 249H121L120 247L118 248V249H120L121 251H124V256H123V258H124V261L126 262V264H185V262L184 261H186V259H187V253H184L183 254V256H180L179 258H177V256L174 254V253H169V252H166V253H168V254H162L161 255V253H159L156 249H154L153 247H151L150 245H148V244H146L145 243V247L143 246V248H145V250L147 251V253L144 251V250H140V251H138L137 250V252H135L134 251V249H132L131 247H130V245H128V244H126L125 242H123V241H126L125 240V238H123V236H124V234H126V233H128V232H126V230L124 229L126 226L125 225H129V223H134L135 224V226H137L139 229H147V231L148 232H146L145 234H141V235H134V236H131L132 237V241L133 242H136V241H139V239H141V240H145L147 237L146 236H148V235H150V238L152 239V241H153V243L158 247L159 246V248L161 247V249L163 248V250H166L167 251V249H168V243H167V241L163 238V237H161L160 236V233H158V230L160 231V229L158 228V227H160L159 226V223L160 222H162L163 224H164V226H168V228L170 227V228H173V229H178L179 231H181L182 232V229H183V223H181L182 221H180V215H181V213L185 210V211H187L186 210V208H189L188 206L187 207H185V205L183 204V203H181V204H183V205H181L180 203V205L176 202L177 200V198L178 197H188V195H185V193L187 192V191H185L187 188L186 187H188V185L189 184H191V185H189V186H193V184L190 182V180H189V182L190 183H187V182H185V179L186 180H188L187 179V177L185 178V179H183V177H182V175L184 176L187 172L186 171H188L187 169L188 168H184L185 169V171H184V169L182 168V167H178V169H180V175H179V177L181 176L182 177V179H181V177H180V179H178L177 177H175V175L172 173V172H170V170L169 171H166L167 173H164L165 171H163L162 173L165 175L166 174V177H168L169 179H170V182H173L175 185H172V186H170V185H168V184H165V182L163 183V182H160L159 181V179L158 180H155V179H157V178H159V174H157V172H155V169H156V165L154 164L152 167H154V168H152L151 167V164H149V163H147V162H145L144 161V159H143V157L141 156V155H138V154H132L133 156V160H128L124 155H123V149H118V153L116 154L117 155V157H116V155L114 154V153H112L111 151H109V150H107ZM160 151V150H159ZM184 151V152H185ZM193 151V150H192ZM217 151V150H216ZM73 152H74V149H73ZM72 152V153H73ZM84 152V153H83ZM106 152V151H105ZM215 152V151H214ZM218 152V151H217ZM66 153V152H65ZM163 153V152H162ZM177 153H178V151H177ZM176 153V154H177ZM180 153V152H179ZM189 153V152H188ZM190 153H192V152H190ZM70 154V153H69ZM166 154V155H165ZM181 154H183V153H181ZM59 155H60V153H59ZM72 155V154H71ZM73 155H74V153H73ZM76 155V154H75ZM162 155L163 154H161L160 152H158V153H155V157H157L160 161L161 160H165V159H162L163 157H162ZM210 155V154H209ZM182 156V155H181ZM201 156V157H202ZM205 156V157H204ZM57 157H59V156H57ZM64 157H65V155H64ZM180 157V156H179ZM210 157V156H209ZM60 158V157H59ZM58 158V160H60ZM182 158V157H181ZM188 158H190V157H188ZM195 158V157H194ZM198 158V157H197ZM202 158V159H203ZM62 159V158H61ZM65 159V158H64ZM167 159L165 160L167 163H168V161H167ZM171 159V160H170ZM199 159V158H198ZM201 159V160H202ZM209 159V158H208ZM101 160V159H100ZM191 160V159H190ZM102 161H104V160H102ZM178 161V160H177ZM177 161H175L176 163H177ZM187 161V160H186ZM185 161V162H186ZM189 161V160H188ZM195 161H196V159H195ZM194 161V162H195ZM206 161V160H205ZM208 161V160H207ZM212 161V160H211ZM77 162H78V160H77ZM99 163H100V161H98ZM162 162V161H161ZM160 162V163H161ZM165 162V163H166ZM173 162V161H172ZM182 162V161H181ZM193 162V163H194ZM197 162V161H196ZM198 162H200V160L198 161ZM202 162H204V160H202L201 161V163ZM75 163V162H74ZM106 163V165H107V167H108V169L109 170H113V172H115V173H117V170H115L114 168L112 169V167H111V165L110 164H107V162H105ZM176 163L174 164V167H176V166H178V163H179V165H180V162H178L177 163V165H176ZM201 163H199V164H201ZM210 163V162H209ZM100 164H102V163H100ZM162 164H163V162H162ZM185 164V163H184ZM197 165H196V167H198V168H196L197 170H201L202 168L201 167H199L198 166V163H196ZM203 164V163H202ZM91 165V164H90ZM98 165V164H97ZM142 166V167H139V166ZM165 165V164H164ZM176 165V166H175ZM195 165V164H194ZM181 166V165H180ZM185 166V165H184ZM189 166V165H188ZM187 166V167H188ZM91 167V166H90ZM93 167V166H92ZM100 167V166H99ZM193 167V166H192ZM73 168V167H72ZM71 168V169H72ZM93 168H96L97 169V167H93ZM159 167H157V169H158ZM183 169V171H181L182 169ZM200 168V169H199ZM100 169V168H99ZM98 169V170H99ZM173 169H175V168H173ZM176 169H177V167H176ZM194 169V167L193 168H191V170L192 171H194L193 170ZM197 170H195V171H197ZM157 171V170H156ZM174 171H176V170H173V172ZM179 171V170H178ZM198 171V172H199ZM205 171V170H204ZM70 172H71V170H70ZM102 172V173H101ZM112 172V173H113ZM150 173V175L153 177V178H155L154 179V181L152 180L153 178H147V173ZM183 172H186L185 174H181V173H183ZM73 173V174H74ZM132 173L136 176V178L140 181V184H136V183H133V182H131L130 180H129V176L130 175H132ZM189 174L191 173V172H188ZM197 173V172H196ZM200 173V172H199ZM73 174H71V175H73ZM189 174H187V176H189ZM205 174H206V171H205ZM205 174H203L204 176H205ZM210 174V173H209ZM105 175V176H104ZM157 175H158V177H157ZM200 175H202L201 173H200ZM212 175H213V173H212ZM150 176V177H151ZM190 176H192V174L190 175ZM196 176H198V175H196ZM71 176L69 175V178H70ZM77 177V178H78ZM157 177V178H156ZM198 177H200V176H198ZM208 177V176H207ZM206 177V178H207ZM209 177H211V176H209ZM69 178H67V180H64V183L66 182V183H68V180H69ZM75 178H73V180H75ZM108 178V177H107ZM190 178V177H189ZM72 179V178H71ZM70 179V183L72 182V180ZM192 179V178H191ZM199 179V178H198ZM200 179H201V177H200ZM208 179V178H207ZM210 179V178H209ZM60 180V179H59ZM101 180H102V182H101ZM194 180H195V177H194ZM193 180V181H194ZM203 180H206V179H204L203 178ZM203 180H201V181H203ZM211 180H212V178H211ZM76 181H77V179H76ZM157 181H159V182H157ZM59 182H61V180L59 181ZM96 182H99V184L101 185V190H102V199H105L106 201H108L110 204H112L110 207H113V208H111V209H107V208H102L100 205H98L97 203H96V197H97V192L95 191V188H94V185H95V183ZM200 182V181H199ZM208 182H210V180H208ZM63 183V182H62ZM74 183V182H73ZM172 183V184H173ZM197 183V182H196ZM202 183V182H201ZM207 182L205 181V184H206ZM211 183H212V181H211ZM194 184H195V181H194ZM208 184H210V183H208ZM71 185H73L74 186V184H71ZM107 185V184H106ZM197 185V184H196ZM64 186V185H63ZM67 186H70L69 184L67 185ZM196 187V186H195ZM206 187H207V185H206ZM210 187H213V186H210ZM209 187V188H210ZM214 189V188H213ZM211 190V189H210ZM189 192V191H188ZM73 193L71 194V193H69V194H71V195H69V197H71L72 195H73ZM188 194V193H187ZM192 194H194V193H192ZM131 197H135V198H137L138 200L137 201H139L138 203L139 204H137V203H134V202H132L133 200L131 199ZM150 199H149V198ZM151 197L153 198V200H154V198H155V201H152V199H151ZM186 197V198H187ZM190 197V196H189ZM188 197V198H189ZM192 197V196H191ZM190 197V198H191ZM202 197V196H201ZM164 198H166V199H164ZM187 198V199H188ZM192 198H194V196L192 197ZM66 199H67V197H66ZM167 199H169L170 201H168ZM182 199V198H181ZM165 200H167V201H165ZM176 200V201H175ZM189 200V199H188ZM67 201H68V199H67ZM79 201V200H78ZM83 201V202H84ZM120 201H122L121 203H120ZM190 201V200H189ZM193 201V200H192ZM87 202V203H88ZM195 202V201H194ZM193 202V203H194ZM63 203H64V201H63ZM108 203V204H109ZM120 203V204H119ZM192 203V204H193ZM185 204H188V202L187 203H185ZM77 205H78V203H77ZM194 205V204H193ZM64 206V205H63ZM82 206V207H83ZM192 206V205H191ZM190 206V207H191ZM63 208V207H62ZM65 208V207H64ZM189 209H191V210H189ZM188 210L189 211H192V208H189ZM198 209V208H197ZM202 209V208H201ZM210 209V208H209ZM61 210V209H60ZM65 210H66V208H65ZM64 210V211H65ZM183 210V211H182ZM194 210V209H193ZM204 210V209H203ZM212 210V209H211ZM75 211V210H74ZM154 211H156V212H158V214H160V216H161V219L159 218V217H156V213H154ZM182 211V212H181ZM197 210H195V212H196ZM68 213L69 212V215H70V211H65V213ZM210 212V211H209ZM67 213H66V215H67ZM184 213V212H183ZM188 213V212H187ZM192 213H194V212H192ZM199 213V212H198ZM198 213H196V215L198 214ZM201 213V212H200ZM206 212H204L203 214H205ZM208 213V212H207ZM72 214V213H71ZM117 214H119V215H121V216H119V215H117ZM168 214H169V216H168ZM186 214V213H185ZM202 214V213H201ZM60 215H61V213H60ZM115 215H117V219L115 218ZM187 215V214H186ZM189 215V214H188ZM193 215V214H192ZM200 215V214H199ZM207 215V214H206ZM206 215H204V216H206ZM217 216V215H216ZM119 217V218H118ZM189 217V216H188ZM193 217V216H192ZM196 217V216H195ZM197 217H199V216H197ZM201 217V216H200ZM199 217V218H200ZM210 217V216H209ZM69 218L71 219V215L69 216ZM159 218V219H158ZM221 218V217H220ZM134 219V220H133ZM143 219H146V221H144ZM192 219V218H191ZM216 220V219H215ZM77 221V220H76ZM75 222V221H74ZM228 222V221H227ZM76 223V222H75ZM78 224H80V222H78ZM111 224H114V226H111ZM121 225L122 227L119 229L118 228V230H113L114 228H109V226L110 227H115L116 225ZM224 222H223V226H224ZM76 225V224H75ZM117 225V226H118ZM201 225H204V224H201ZM200 225V226H201ZM220 225V224H219ZM229 225H231L230 223H229ZM228 225V226H229ZM117 226L115 227V229H117ZM186 226V225H185ZM225 226H226V224H225ZM233 226H235L234 224H233ZM237 226V225H236ZM81 228V229H82ZM98 228V229H97ZM187 228V227H186ZM193 228V227H192ZM192 228H190V229H192ZM221 228V227H220ZM231 228H234V227H232L231 226ZM236 228V227H235ZM184 229H185V227H184ZM226 229V228H225ZM89 231V232H88ZM99 231H98V233H99ZM175 231H177V230H175ZM184 231V230H183ZM187 231V230H186ZM230 231H231V229H230ZM230 231H229V233H230ZM91 232V233H92ZM189 232H191V231H189ZM188 232V233H189ZM196 232V231H195ZM194 232V233H195ZM199 232V231H198ZM98 233H96V231H95V234H93V235H98ZM223 233V232H222ZM90 234V233H89ZM186 234V233H185ZM192 234V233H191ZM190 234V235H191ZM103 235H101V236H103ZM179 235H180V233H179ZM188 235V234H187ZM186 236V235H185ZM229 237H230V235H228ZM232 236V235H231ZM99 237H100V235H99ZM180 237H184L183 235H181ZM187 237V236H186ZM191 237H192V235H191ZM194 237V236H193ZM225 237H226V235H225ZM224 237V238H225ZM97 238V237H96ZM145 238V239H144ZM188 238H190L189 236H188ZM223 238V237H222ZM227 238V237H226ZM231 238V237H230ZM105 239V240H104ZM221 239V238H220ZM232 239H234V238H232ZM101 240V239H100ZM147 240V239H146ZM187 240H189V239H187ZM192 240V239H191ZM196 240V239H195ZM202 240H203V238H202ZM230 240V239H229ZM227 241V240H226ZM234 241H235V239H234ZM90 242V243H89ZM186 242V241H185ZM192 242V241H191ZM219 242H220V240H219ZM93 243V242H92ZM92 243H91V241H88V243H86V244H84V243H82V250L85 252V260L82 262V260H79V258H77V257H71L70 259L72 260V262L70 263V264H110V256L109 255H107V257H103V256H99V255H96V251L94 252V244L92 245ZM101 243V244H100ZM175 243V242H174ZM187 243V242H186ZM185 243V244H186ZM199 243V242H198ZM228 243V242H227ZM227 243H225L226 245H227ZM232 243V242H231ZM184 244V245H185ZM188 244H189V241H188ZM215 244H216V242H215ZM214 244V245H215ZM224 244V243H223ZM223 244H222V246H223ZM233 244V243H232ZM119 245V244H118ZM117 245V246H118ZM144 245V244H143ZM190 245V244H189ZM195 245V244H194ZM203 245V244H202ZM221 245V244H220ZM225 245V246H226ZM225 246H223L222 248H224ZM228 246V245H227ZM226 246V247H227ZM190 247V246H189ZM219 247V246H218ZM221 247V246H220ZM219 247V248H220ZM188 247H186V249H187ZM170 249V248H169ZM168 249V250H169ZM178 249V248H177ZM185 248H183V250H184ZM101 250V249H100ZM117 250V249H116ZM181 250V249H180ZM182 250V252H184ZM229 250V249H228ZM223 251V250H222ZM176 252V251H175ZM178 252V251H177ZM181 252V253H182ZM186 252V251H185ZM227 252V251H226ZM233 252V251H232ZM178 253H180V252H178ZM177 253V254H178ZM118 254L119 253H117V256H118ZM232 254V253H231ZM103 255V254H102ZM122 255V254H121ZM134 255H135V257H134ZM191 255V254H190ZM74 256V255H73ZM179 256V255H178ZM232 256V255H231ZM122 257V256H121ZM189 257V256H188ZM225 257V256H224ZM119 258V260H121L120 259V256L118 257ZM191 258V257H190ZM194 258V257H193ZM190 260V259H189ZM192 260V259H191ZM198 259H196V261H197ZM123 261V260H122ZM124 261H123V263H124ZM194 261V260H193ZM120 263V262H119ZM194 263V262H193ZM121 264V263H120ZM188 264V263H187Z\"/></svg>",
    "mask_w": 264,
    "mask_h": 264
}]
</instances>
